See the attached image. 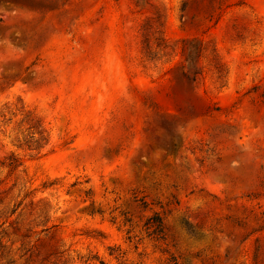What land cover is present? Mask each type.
Returning a JSON list of instances; mask_svg holds the SVG:
<instances>
[{
	"label": "rangeland",
	"instance_id": "1",
	"mask_svg": "<svg viewBox=\"0 0 264 264\" xmlns=\"http://www.w3.org/2000/svg\"><path fill=\"white\" fill-rule=\"evenodd\" d=\"M263 91L264 0H0V264H264Z\"/></svg>",
	"mask_w": 264,
	"mask_h": 264
},
{
	"label": "trees",
	"instance_id": "2",
	"mask_svg": "<svg viewBox=\"0 0 264 264\" xmlns=\"http://www.w3.org/2000/svg\"><path fill=\"white\" fill-rule=\"evenodd\" d=\"M181 54L184 57V61L186 63V70H182L181 75L183 78L186 79L187 83L192 82L194 80V76L196 73H198L197 68L195 66V58L197 56L196 46H194L191 42L182 47ZM261 96H264V91L261 94ZM39 137L36 138L32 144L27 145L29 149H38L40 148V144L42 141H47V135L44 134V131L40 129L38 131ZM8 165L12 168L17 167L20 165V162L16 158H10ZM148 228H152L151 233L154 235H157L158 238H162L164 235V225L162 217L159 214H154L153 217L148 219L146 222Z\"/></svg>",
	"mask_w": 264,
	"mask_h": 264
}]
</instances>
